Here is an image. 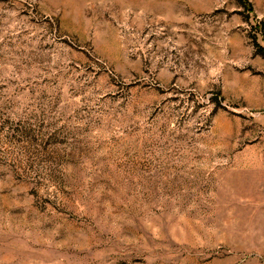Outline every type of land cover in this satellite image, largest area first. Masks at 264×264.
Listing matches in <instances>:
<instances>
[{"label":"rangeland","instance_id":"1","mask_svg":"<svg viewBox=\"0 0 264 264\" xmlns=\"http://www.w3.org/2000/svg\"><path fill=\"white\" fill-rule=\"evenodd\" d=\"M0 264H264V0H0Z\"/></svg>","mask_w":264,"mask_h":264}]
</instances>
